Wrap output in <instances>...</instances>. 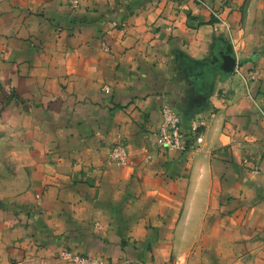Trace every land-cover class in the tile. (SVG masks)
I'll list each match as a JSON object with an SVG mask.
<instances>
[{"label":"crops","instance_id":"obj_1","mask_svg":"<svg viewBox=\"0 0 264 264\" xmlns=\"http://www.w3.org/2000/svg\"><path fill=\"white\" fill-rule=\"evenodd\" d=\"M80 1L72 13L64 0H0V74L28 104L19 120L35 143L30 189L5 229L14 264H69L63 249L183 264L199 236L201 264L216 251L264 264V124L253 104L264 110V0H204L227 31L192 0ZM224 48L235 71L207 78L198 63ZM163 104L187 132L202 111L199 149L156 146ZM118 137L121 168L107 164Z\"/></svg>","mask_w":264,"mask_h":264},{"label":"rangeland","instance_id":"obj_2","mask_svg":"<svg viewBox=\"0 0 264 264\" xmlns=\"http://www.w3.org/2000/svg\"><path fill=\"white\" fill-rule=\"evenodd\" d=\"M74 1H76V5L74 4ZM184 1V0H181ZM66 6L72 13H76L80 7H81V1L80 0H64ZM193 4L197 6L205 7L212 18V21L216 25L222 26L226 31L229 30V27L226 23V21L223 19L221 11L215 10L211 7H209L204 0H192ZM227 2H230L228 0ZM227 5L225 4V7ZM1 12V10H0ZM1 14V13H0ZM222 48V45H219ZM3 44L0 42V72L2 71L3 67H7L9 65L7 59L5 58L2 48ZM225 50V48H224ZM227 50V49H226ZM225 50V51H226ZM225 53L233 54L232 52L226 51ZM204 63H211L209 61L206 62H200L198 64H204ZM235 71V70H234ZM233 71V72H234ZM7 74H12L7 71ZM2 76L0 74V264H14V259L10 257V253L7 251L8 246L7 244H10L9 240L11 239L10 235H7V231L5 229L8 227L12 228V216H18V212L16 210V203H17V197L19 194L26 192L30 189V177L33 173L30 171V166L33 163V157L32 156V149L35 148L34 141H30L27 139L29 138V135H27L26 129L23 128V124L20 122L19 118L21 116H26L28 114V104L26 103L25 99L20 96L19 93H17L15 84L12 83L11 77L8 75ZM221 77H223L221 75ZM229 77V76H228ZM224 78V77H223ZM244 82L247 81V79L242 78ZM251 80V79H250ZM253 101V100H252ZM256 101H253V104L259 114V121L261 124H264V110L262 107L258 106ZM197 112L193 119L189 123V132L186 131L187 137H189L188 141L185 139L183 142L186 145L185 150L180 149H171L169 147L161 146L158 144V139L156 137L155 132V144L160 149H165L167 151H177L180 153H185L188 148L192 150L199 149V145H195V139L192 138V133H190L191 129V123H193V120L197 118L200 113ZM202 114V113H201ZM213 116V114H209V117ZM208 117V118H209ZM207 121L205 122L204 126H200L196 128L195 136L201 135V131L206 127ZM21 125V126H20ZM185 134V132L183 131ZM192 135V136H191ZM185 135V138H187ZM30 144V145H29ZM115 144L122 145L127 153L128 158V150L125 145L124 140L121 137H118L117 140L111 145V147ZM107 155V164L114 165L116 168H121L127 163L126 161L123 165H115L110 160V150ZM251 174L258 175L259 169L258 168H249L248 167V161L245 159L242 163ZM3 225V226H2ZM6 225V227H4ZM99 225V224H98ZM4 228V229H3ZM201 236L197 238L196 244L191 248L190 251L186 252L183 257H181V260L183 264H190V260L194 259L195 264H201L203 260V255H206V248L203 250L199 248L198 242ZM66 251L68 253L72 254H78L71 252L67 249L61 250L59 253H57L56 257L57 259L61 261L63 260L61 254ZM246 254V253H245ZM81 257H90L92 259L98 260L100 264H111L104 261L102 258L93 257L89 255H83L78 254ZM214 255L218 256L215 260L216 262L212 264H235L240 257L233 260V257H231L230 253L226 251H216ZM175 261V258L170 257V261L167 264H171L172 261ZM221 261V262H219ZM251 261L250 257L240 260L238 264H248ZM67 262V261H65ZM69 263V262H67ZM71 264V263H69ZM173 264V263H172Z\"/></svg>","mask_w":264,"mask_h":264},{"label":"built area","instance_id":"obj_3","mask_svg":"<svg viewBox=\"0 0 264 264\" xmlns=\"http://www.w3.org/2000/svg\"><path fill=\"white\" fill-rule=\"evenodd\" d=\"M76 5V1H74ZM113 26H116L113 24ZM103 92L105 94H109L110 90L108 87H103ZM207 118L200 113V115L193 120L191 123L190 133H192V138L195 139L194 144L199 145L202 142V138L200 135L195 136L196 128L200 126H204ZM185 132V134L183 133ZM187 137L186 131L182 126V116L178 112H176L171 106L167 104H163L160 107V123L158 125L156 131V137L158 144L161 146L169 147L171 149H180L185 150L186 145L183 142L185 139L188 141L189 137ZM126 150L122 145L115 144L111 147L110 150V160L115 165H123L127 158ZM95 227L100 228L96 223ZM63 260L71 263V264H100L98 260L92 259L90 257H81L78 254H72L64 251L61 254Z\"/></svg>","mask_w":264,"mask_h":264},{"label":"water","instance_id":"obj_4","mask_svg":"<svg viewBox=\"0 0 264 264\" xmlns=\"http://www.w3.org/2000/svg\"><path fill=\"white\" fill-rule=\"evenodd\" d=\"M201 66L206 68L205 76H207V78H211L216 74H220L226 78L235 70L236 60L232 54L220 51L218 52V58L215 63H204Z\"/></svg>","mask_w":264,"mask_h":264}]
</instances>
